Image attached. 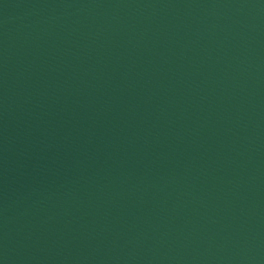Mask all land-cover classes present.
I'll return each instance as SVG.
<instances>
[{
    "label": "water",
    "instance_id": "1",
    "mask_svg": "<svg viewBox=\"0 0 264 264\" xmlns=\"http://www.w3.org/2000/svg\"><path fill=\"white\" fill-rule=\"evenodd\" d=\"M0 264H264V194L109 196L0 183Z\"/></svg>",
    "mask_w": 264,
    "mask_h": 264
}]
</instances>
